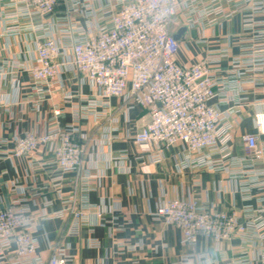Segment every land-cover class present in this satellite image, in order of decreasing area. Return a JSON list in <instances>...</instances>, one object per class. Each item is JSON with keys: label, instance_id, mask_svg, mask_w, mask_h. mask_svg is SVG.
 Wrapping results in <instances>:
<instances>
[{"label": "crops", "instance_id": "crops-1", "mask_svg": "<svg viewBox=\"0 0 264 264\" xmlns=\"http://www.w3.org/2000/svg\"><path fill=\"white\" fill-rule=\"evenodd\" d=\"M109 1L92 0L98 9ZM111 1L114 6L118 3ZM255 1L259 0H236L232 15L214 25L189 14L190 1H183L172 26L174 33L185 29L178 39L177 60L189 65L214 52L220 55L219 63L213 65L214 75L219 81L228 80L233 57L243 50L241 38L251 36L244 31L243 22L246 14L253 13ZM59 7L64 11L62 3ZM87 7L81 2L82 12L74 14L84 27ZM253 19L257 21L255 29L264 30V7L253 13ZM41 22L33 21L38 26ZM67 25L62 21L53 28L61 43L69 42V35L62 32ZM29 26L20 36L0 37V207L20 200L33 214L42 215L31 228L39 243L37 254L48 261L57 243L73 256L70 264H222L242 255L252 264H264L256 255L264 239L250 245L237 236L222 243L200 236L192 246L183 241L179 227L153 215L174 198H195L207 209L237 211L241 219L248 207H264V164L246 162L242 139L244 134H255L264 149V133L256 123L257 116L264 113V69L245 71L238 89L225 86L227 101L213 100L225 112L231 128L220 136L212 169L201 165L202 154L187 153L182 143L160 148L152 145V154L159 160L151 161L147 156L142 159L134 140L150 121V110L131 105L124 97H111L105 108L98 89L76 70L61 66L57 78L43 85L40 101H33L37 92L29 71L36 64L35 38L41 30ZM91 97L97 100L96 114L86 113L75 121L76 111L82 115L90 107L87 99ZM57 109L59 116L55 115ZM71 125L76 128L75 137L86 145L84 178L76 190V173H60L52 166L53 145H41L31 157L6 153L17 138L30 132L42 134ZM253 172L259 178L255 185L250 184ZM74 193L78 202L87 198L91 205L88 223L78 236L69 234ZM249 193L251 196L245 197ZM92 237L99 240V247L89 245ZM128 245L138 247L127 250Z\"/></svg>", "mask_w": 264, "mask_h": 264}, {"label": "built area", "instance_id": "built-area-1", "mask_svg": "<svg viewBox=\"0 0 264 264\" xmlns=\"http://www.w3.org/2000/svg\"><path fill=\"white\" fill-rule=\"evenodd\" d=\"M185 0H118L114 6L110 0L100 9L92 0H0V37L20 36L30 25L36 31V64L29 73L35 85L37 103L43 97V85L54 81L61 66L76 70L91 85L98 89L105 108L111 97H124L131 105L147 107L151 119L136 133L135 143L142 153L158 161L152 154V145L170 147L178 143L185 145L187 153L202 154L201 165L214 167L213 152L219 147L222 132L231 128L230 121L217 104L210 101L229 99L225 86L238 89L245 71L264 69V30L255 29L254 12L262 11L263 1H255L253 13L244 16L243 29L251 36L242 37L241 53L233 57V72L228 80L219 81L214 75L213 65L220 58L214 52L193 64H182L177 60L180 42L172 30L180 6ZM189 14L202 16L208 25H214L232 15L236 0H189ZM87 3V26L77 19L80 4ZM64 11H59L60 4ZM64 14L60 16L59 13ZM212 13V16H209ZM41 20L35 25L34 20ZM68 23L62 32L69 35V42L61 43L53 31L60 22ZM96 21V22H95ZM28 23L27 25H25ZM61 31V30H60ZM223 53L220 51L219 54ZM62 59V63H60ZM260 81V78H256ZM232 88V89H233ZM90 107L77 110L74 117L79 121L87 114H96V97L87 99ZM61 114L60 109L55 115ZM258 129L264 133V113L257 116ZM76 128L56 127L43 134L30 132L17 138L9 154L20 157L34 155L37 146L56 143L55 160L57 170L75 172V190L83 180L85 149L75 137ZM246 144V162L264 164V149L255 134L242 137ZM250 181L259 182L258 175ZM250 193L245 197H250ZM75 193L71 198L72 221L69 234L78 236L88 223L90 202L80 199ZM60 214V213H57ZM166 224L175 225L183 232V241L196 245L200 236L217 243L240 237L246 244L255 245L264 239V207H248L244 219L237 211L226 212L216 208L207 209L198 199L174 198L160 205L153 213ZM29 207L16 200L12 205L0 207V264H70L73 256L55 243L48 261L37 254L39 243L31 231L36 222ZM91 247H99L95 237L90 238ZM138 245H128L134 250ZM256 255L264 263V245H259ZM184 259V258H183ZM222 264H252L246 255L229 258Z\"/></svg>", "mask_w": 264, "mask_h": 264}, {"label": "rangeland", "instance_id": "rangeland-1", "mask_svg": "<svg viewBox=\"0 0 264 264\" xmlns=\"http://www.w3.org/2000/svg\"><path fill=\"white\" fill-rule=\"evenodd\" d=\"M56 128V127H55ZM49 131V130H48ZM45 133V132H44ZM43 134V133H42ZM53 145V150H54V155H55V145H56V143H42V144H39L37 147V151L39 150V147L41 146V145ZM83 145H84V149L86 150V145H85V143H83ZM15 146V142H14V144H13V146L10 148V149H12L13 147ZM10 149H7L6 150V153L8 154V155H10V156H13V157H17V156H14V155H11V154H9V151H10ZM36 151V152H37ZM23 156H29V157H31V156H33V155H23ZM57 162H56V160H55V157H54V160L51 162V164H52V166H54L55 167V169H57V164H56ZM59 171V170H58ZM60 173H65V172H63L62 170H60ZM75 194V193H74ZM73 194V195H74ZM73 195H72V197H73ZM71 197V198H72ZM79 203V202H78ZM71 207V206H70ZM32 212V211H31ZM35 215V214H34ZM35 216H37L38 218L37 219H39V218H42V215L41 216H38V215H35ZM82 230V229H81ZM233 239V238H232ZM231 239V240H232Z\"/></svg>", "mask_w": 264, "mask_h": 264}, {"label": "water", "instance_id": "water-1", "mask_svg": "<svg viewBox=\"0 0 264 264\" xmlns=\"http://www.w3.org/2000/svg\"><path fill=\"white\" fill-rule=\"evenodd\" d=\"M183 30H185V29H181L179 32H176V33H175V37H176L177 39L180 38V36H181ZM209 104H213V100L210 101Z\"/></svg>", "mask_w": 264, "mask_h": 264}]
</instances>
